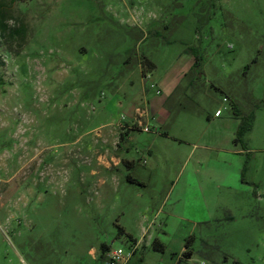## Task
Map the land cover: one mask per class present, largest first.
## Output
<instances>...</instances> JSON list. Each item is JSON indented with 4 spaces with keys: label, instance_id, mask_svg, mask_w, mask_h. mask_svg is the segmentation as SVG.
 <instances>
[{
    "label": "rangeland",
    "instance_id": "obj_1",
    "mask_svg": "<svg viewBox=\"0 0 264 264\" xmlns=\"http://www.w3.org/2000/svg\"><path fill=\"white\" fill-rule=\"evenodd\" d=\"M157 90L170 139L124 136ZM120 227L264 264V0H0V264H104Z\"/></svg>",
    "mask_w": 264,
    "mask_h": 264
},
{
    "label": "crops",
    "instance_id": "obj_2",
    "mask_svg": "<svg viewBox=\"0 0 264 264\" xmlns=\"http://www.w3.org/2000/svg\"><path fill=\"white\" fill-rule=\"evenodd\" d=\"M161 96H162L161 93L160 94H155L151 98H148L147 99V102H148V108L147 109L149 110V112H148V114H149V120L148 121H149L150 124L153 121V123H154L153 125L156 128L155 129L156 132L151 131L150 133H148V134L152 135V137H153V143L159 137H165V138L167 137V139H170V136H169L168 132L167 131H164L163 128L166 127L165 124L168 121V119L170 118L171 113L168 110L165 109L164 105H162V101L163 100L161 99ZM151 105H154V107H155L154 110L151 109ZM218 111H216V113ZM216 113H215V115H216ZM216 117L219 118L220 115L219 116L216 115ZM123 131H124L123 132L124 133V136H127L128 138H131V140H133V138L130 137L131 136V133H133V132H129L127 127H125V129H123ZM140 132H142V131H140ZM118 143H119V141L117 140V142L115 143V146H117ZM147 151L150 152V147L148 148ZM102 159L104 160L103 162L105 164V167L107 169H109V170H113L114 167L119 166L120 163H122V162L124 164L128 165V166H131V163H132L128 159H120V158H118L115 155H111L110 152H109V155L108 156H104V157H102ZM108 159H110V160H108ZM111 162H114V163H111ZM132 180L134 181V179H132ZM135 182H137V181L135 180ZM126 235L129 238H132L133 239V241H131V244H132V242H138L140 245L143 244V246H141V248H138V250L136 251V253L134 254V256L132 257L131 261L128 264H142V262H144V260H145V257L143 255L140 256V254H141L140 252H141V249H143L146 246L145 245V241L147 240L148 233L146 234V232L144 231L142 233L141 238H135L132 235H130V233H126ZM157 240H159V239H157ZM107 248H108L107 250L105 249L106 253L111 249L109 246H107ZM185 250L187 251L188 248L186 247ZM101 254H102V252H101ZM187 254H188L189 257H187L186 259H188V260L191 259L192 254H189V253H184L183 258H184V256H187ZM99 259L104 262V260L101 259V255L99 256ZM140 260H142V262L139 263Z\"/></svg>",
    "mask_w": 264,
    "mask_h": 264
},
{
    "label": "built area",
    "instance_id": "obj_3",
    "mask_svg": "<svg viewBox=\"0 0 264 264\" xmlns=\"http://www.w3.org/2000/svg\"><path fill=\"white\" fill-rule=\"evenodd\" d=\"M153 88H156V85L152 84ZM157 94H160V91L157 90ZM138 113L137 116L134 117L130 122L126 124H121L120 126L124 127L125 125L128 127H137L142 132L150 133L152 131L150 123H149V114L147 110L137 109ZM217 116L220 115V111L216 113ZM139 248V243H132L128 249V251L124 250L123 248L118 249H110L106 253V258L104 260V264H128L136 251Z\"/></svg>",
    "mask_w": 264,
    "mask_h": 264
},
{
    "label": "trees",
    "instance_id": "obj_4",
    "mask_svg": "<svg viewBox=\"0 0 264 264\" xmlns=\"http://www.w3.org/2000/svg\"><path fill=\"white\" fill-rule=\"evenodd\" d=\"M1 27H3V28H5V26L4 25H1ZM19 32H17V34H18ZM133 181V180H132ZM135 181V180H134ZM120 229V234H123V235H125L126 234V232H125V230L122 228V227H120L119 228ZM132 239V238H131ZM153 248L156 250V251H160V252H164V250H165V245L161 242V241H159V240H155V242H154V244H153ZM105 249L107 250L108 248H107V246L106 245H102V247H101V252H102V254H101V259H103V260H105V258H106V251H105ZM140 262H142V260H140L139 261V263Z\"/></svg>",
    "mask_w": 264,
    "mask_h": 264
},
{
    "label": "water",
    "instance_id": "obj_5",
    "mask_svg": "<svg viewBox=\"0 0 264 264\" xmlns=\"http://www.w3.org/2000/svg\"><path fill=\"white\" fill-rule=\"evenodd\" d=\"M189 257V256H188ZM184 258H187V256H184Z\"/></svg>",
    "mask_w": 264,
    "mask_h": 264
}]
</instances>
